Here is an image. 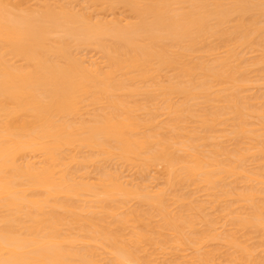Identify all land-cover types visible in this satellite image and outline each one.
<instances>
[{
  "label": "bare ground",
  "instance_id": "bare-ground-1",
  "mask_svg": "<svg viewBox=\"0 0 264 264\" xmlns=\"http://www.w3.org/2000/svg\"><path fill=\"white\" fill-rule=\"evenodd\" d=\"M177 251L264 264V0H0V264Z\"/></svg>",
  "mask_w": 264,
  "mask_h": 264
},
{
  "label": "rangeland",
  "instance_id": "rangeland-1",
  "mask_svg": "<svg viewBox=\"0 0 264 264\" xmlns=\"http://www.w3.org/2000/svg\"><path fill=\"white\" fill-rule=\"evenodd\" d=\"M250 56H252V55H250ZM253 56H254V55H253ZM200 197H201V199H202V197H204V195L202 194ZM185 249H186V248H185ZM185 249H183V250L185 251ZM187 250H188V248H187ZM184 251H183V252L177 251V253L174 252V255H170V256L166 257V258H165L166 260H165V259H164V260L161 259L162 264H164V261H167V260H168L167 263H169V264L171 263V264H172L173 262H171V261H172V260L174 261L176 258H177V259L179 258V260L176 259L177 262H178V261H179V262H182V260L185 259L186 257L183 258V259L180 258V257L187 256L190 250H188V253H187L186 255H185V254L183 255V253H186V252H187V251H186V252H184ZM179 252H180V253H179ZM191 253H192V251H191ZM191 253H190V255H192ZM176 255H178V257H177ZM181 255H183V256H181ZM190 255L187 256L188 259H189V256H190ZM174 256H175L176 258H175ZM179 256H180V257H179ZM173 257H174V258H173ZM190 257H191V256H190ZM169 258H170V259L172 258V259L169 260ZM162 260H163V261H162ZM176 260H175V261H176ZM185 260H187V259H185ZM169 261H170V262H169ZM183 262H184V260H183ZM165 263H166V262H165ZM174 263H175V262H174Z\"/></svg>",
  "mask_w": 264,
  "mask_h": 264
}]
</instances>
